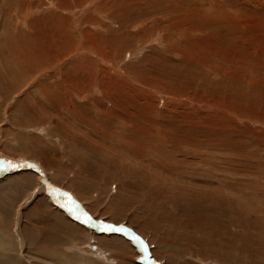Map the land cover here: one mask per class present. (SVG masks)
Masks as SVG:
<instances>
[{"label": "rangeland", "instance_id": "rangeland-1", "mask_svg": "<svg viewBox=\"0 0 264 264\" xmlns=\"http://www.w3.org/2000/svg\"><path fill=\"white\" fill-rule=\"evenodd\" d=\"M253 5L259 17L242 16ZM263 7L0 0V154L36 160L90 216L131 227L158 264H264ZM224 11L231 26L217 22ZM45 38L51 56L39 65L33 50ZM134 125L143 135L163 132L169 143L157 145L183 160L179 176L162 170L159 152L139 148ZM25 171L0 177V264H140L136 248L106 246L119 233L77 225L68 234L40 175L27 170L39 178L19 184ZM15 178L20 187L7 181ZM177 190L183 199L170 198ZM129 197L137 205H115Z\"/></svg>", "mask_w": 264, "mask_h": 264}, {"label": "bare ground", "instance_id": "bare-ground-1", "mask_svg": "<svg viewBox=\"0 0 264 264\" xmlns=\"http://www.w3.org/2000/svg\"><path fill=\"white\" fill-rule=\"evenodd\" d=\"M253 7V9H251V10H243V9H241V12L243 13L242 14V16L244 15V14H248L249 16L251 15V16H253L254 18L256 17V19H257V17H259V11H255V7H254V5L252 6ZM231 10H229V12H230ZM233 12V11H232ZM231 12V13H232ZM238 12V11H237ZM261 13H264V7L262 8V10H261ZM241 14V13H240ZM224 15H225V19H220L219 21H217L218 22V24H220V25H222L223 27H225L224 25H225V23L227 24L228 23V25H230L229 24V19L231 18V17H229V15H230V13H228V11H224ZM248 17V16H247ZM253 17H251V18H253ZM233 18V17H232ZM231 18V19H232ZM239 18V17H238ZM244 18V17H243ZM234 19H235V17H234ZM259 19V18H258ZM217 20V19H216ZM216 20H215V22H216ZM225 21V22H224ZM234 21V20H233ZM254 21V20H253ZM217 22L216 23H214L213 24V26H215V25H218L217 24ZM230 22H232V21H230ZM260 22V21H259ZM259 25V24H258ZM219 26V25H218ZM231 26V25H230ZM216 27V26H215ZM221 27V26H220ZM220 27H219V29H220ZM231 29V28H230ZM220 33V32H219ZM223 33V32H222ZM222 36V35H221ZM229 36V35H228ZM227 36V37H228ZM224 37V36H223ZM259 37V36H258ZM238 39V38H237ZM41 41H46V38H45V40H42V39H39V41H38V43L35 45L37 48L36 49H34L33 50V53H34V59H35V57H37V56H39L40 58L39 59H37V63L39 64V65H45V64H47V62H48V60H49V57L51 56L50 55V52L51 51H49V50H46L47 48L46 47H44V46H42L40 43H41ZM113 41V40H112ZM114 43V42H113ZM127 44V43H126ZM236 44V43H235ZM27 45V44H26ZM28 46V45H27ZM27 48H29V47H27ZM36 60V59H35ZM107 61V60H106ZM182 62V64L183 65H187V63H189V64H191V63H193L194 62V60L190 57L189 59H187V58H183V60L181 61ZM82 91H83V89H82ZM84 94V93H83ZM108 115H109V113H107ZM112 117H113V114H112ZM113 119V118H112ZM118 119V118H117ZM108 121V120H107ZM117 121V120H116ZM255 121V120H254ZM105 124V123H104ZM123 124H125V123H123ZM106 125H107V123H106ZM108 126V125H107ZM132 127V129H133V131H134V133H135V136L134 137H136L139 141H140V146H139V148H143V149H145V148H147V150H149V148H151V149H153L154 150V152H159V154H161V160L164 162L163 163V167L165 166V168H162V170H164V171H166V170H171V169H173L174 170V174H176V175H180V173H181V169H183L184 170V166L182 167V165H181V162H183V160H178L177 158H175L174 156H173V154H170V153H168V152H164L160 147H158V145H157V143H158V140L157 139H162V141L163 142H165L166 141V143H169V141H167L166 140V137H164V134L162 135L161 133H163L162 131H160V130H157V131H152V132H147V133H145L144 135L142 134V129L141 128H139V127H137V126H131ZM44 129V128H43ZM185 129V128H184ZM129 130V129H128ZM141 130V131H140ZM177 130L176 129H173L172 130V132H176ZM130 132V131H129ZM183 132L184 133H189L190 131H189V129H185V130H183ZM144 133V132H143ZM1 137V136H0ZM22 138V137H21ZM24 139V138H23ZM30 140V139H29ZM32 140V139H31ZM30 140V141H31ZM126 140V142L127 143H129V144H133V140L131 139H129V140H127V139H125ZM29 142V141H28ZM216 143V142H215ZM62 144V143H61ZM138 145V144H137ZM197 145H198V143H197ZM163 146H165V145H163ZM199 146L200 147H204L203 148V152H207L209 149H210V147H209V149L207 150V145H200L199 144ZM193 147V149L196 147V146H192ZM56 150V149H55ZM195 151H197L196 149H194ZM220 150V149H219ZM43 152V149H40V150H37V151H35L34 152V154L36 153L37 155H39L40 156V154H38L37 152ZM199 151H201L202 152V149L201 150H199ZM211 151V150H210ZM175 152L176 153H180V148L179 147H177L176 149H175ZM209 152V151H208ZM210 153V152H209ZM33 153H30V154H28L29 156H33V157H37V155H34ZM156 154V153H155ZM24 156H20V157H18V156H14V158H23ZM154 157H155V155H154ZM157 157V156H156ZM215 157H217V156H215ZM235 157V156H234ZM13 158V159H14ZM232 158V157H231ZM23 159H26V158H23ZM28 160H31V161H36V160H34V159H31V158H27ZM233 159V158H232ZM160 160V159H159ZM234 160V159H233ZM233 160H231L232 162H236L235 160L233 161ZM194 161V160H193ZM193 161H187V162H189L188 163V165H191L192 163H193ZM37 162V161H36ZM239 162V161H238ZM194 163H195V161H194ZM237 163V162H236ZM39 164V163H38ZM196 164V163H195ZM194 164V165H195ZM235 164V163H234ZM239 164V163H238ZM40 165V164H39ZM215 165V164H214ZM213 166V165H212ZM41 167V166H40ZM160 167V166H159ZM162 167V166H161ZM195 167V166H194ZM177 168V169H176ZM181 168V169H180ZM197 168H200V167H197ZM210 168V167H209ZM208 168V169H209ZM6 169H10V173H14V172H16V171H19V170H24V169H26V171L25 172H22V174H20L19 176H17L16 178H19V184H21V181L24 183H22L21 185H24V186H32V182L33 181H35L36 182V179L37 178H39L38 176H35L34 175V173H32L33 171H27V170H30L31 168H27L26 166H20V165H17V166H11V165H8L7 167H5V168H1L0 169V177L1 176H3V175H8L9 173H5V174H3V171L4 170H6ZM41 169H42V167H41ZM196 169V168H195ZM207 168H206V170L207 171H210V170H208ZM43 170V169H42ZM34 171H36V170H34ZM185 171H189L188 170V168L185 166ZM233 171V170H232ZM167 172V171H166ZM195 172H197V171H195ZM37 173V175H40L38 172H36ZM191 173H192V171H191ZM191 173H189V174H191ZM197 173H199V172H197ZM169 174H171V173H169ZM188 174V175H189ZM214 174V173H213ZM46 175V174H45ZM142 175H144V174H142ZM192 175V174H191ZM201 175V174H200ZM203 175V174H202ZM230 175V174H229ZM194 176H195V174H194ZM203 176H205L204 178H206V177H208L209 176V174L208 173H206L205 175H203ZM231 176V175H230ZM192 177V176H191ZM198 177H200V176H198ZM211 177H213L212 176V174H211ZM234 176H232V178H233ZM16 178L13 180H7L8 182H11L10 183V186H12L13 187V185H15L16 184V186L18 185L19 186V184H17L18 182H17V180H16ZM49 178V177H48ZM143 177L141 176V178H139V179H142ZM145 178V177H144ZM143 178V179H144ZM209 178V177H208ZM231 178V177H230ZM236 178V177H235ZM234 178V179H235ZM211 179V178H210ZM208 180V179H207ZM41 183H43V182H41ZM141 183L143 184V185H147V183H146V180L143 182L142 180H141ZM141 183H139V184H141ZM135 186V185H134ZM137 186V185H136ZM142 186V185H141ZM20 187V186H19ZM22 187V186H21ZM145 187V186H144ZM153 188L154 189H156L158 192H160L161 191V189L160 188H162V185L160 184V183H158V184H155L154 186H153ZM256 188V187H255ZM36 189H38V188H36ZM35 189V190H36ZM41 189H43V190H46V187H45V184L43 183L42 184V186H41ZM21 190V189H20ZM34 190V191H35ZM146 190H147V188H146ZM178 191V190H177ZM157 192V193H158ZM204 192V191H203ZM155 193H156V191H155ZM218 193H220V192H218ZM35 194H37V193H35ZM116 194V193H115ZM150 194V193H149ZM152 194V193H151ZM174 194V193H173ZM172 194V195H173ZM127 195V194H126ZM126 195H124V196H126ZM128 195H131V194H128ZM154 195H156V194H154ZM171 195V196H172ZM146 197H149V195L148 194H146L145 195ZM151 196L152 195H150V199H151ZM169 196V195H168ZM175 196H177L178 198L177 199H183V196H182V194H181V192L180 191H178L177 192V195H174L173 197H170L171 199H176L175 198ZM117 197V196H116ZM122 197V196H121ZM134 197V196H133ZM137 197V196H136ZM135 197V198H136ZM154 197H158V196H154ZM153 197V198H154ZM160 197V196H159ZM126 198V197H125ZM162 198H164V196L162 195ZM140 199L141 200H145V198H144V195L142 194L141 195V197H140ZM158 199V198H157ZM156 199V200H157ZM118 200H121V201H118ZM116 202V204L115 205H118V204H121V205H124V206H128V205H130L131 204V202H132V204L133 205H137V204H134L133 203V198L131 197H129V201H127V202H124L125 200H123L122 198H119ZM136 200H137V198H136ZM135 200V202H137ZM154 200H155V198H154ZM196 200H201V199H196ZM202 201V200H201ZM205 201V204L207 203V204H211V203H216V201H218V199H216L215 197H212V198H206L205 200H203L202 202H204ZM222 201V200H221ZM220 201V202H221ZM42 202H45V201H41V203ZM54 202V201H53ZM38 203V202H37ZM55 203V202H54ZM113 203V202H112ZM142 203H143V201H142ZM157 204V203H156ZM232 204V203H231ZM35 206H36V208H38V209H41V205H45V208H44V210H46L49 206L48 205H46V204H34ZM141 205V204H140ZM139 205V206H140ZM144 205H145V203H144ZM139 206H137L136 208H138ZM60 207V206H59ZM144 207V206H143ZM146 208V205H145V207H144V209ZM60 209H61V207H60ZM48 211V213L50 212V210H47ZM63 214L62 213H59V212H56V213H58V215H60V217L62 218H64L65 219V221H66V223H64V220H63V223H64V226L66 227V229H65V231L68 233V234H72V231H71V229H76L77 228V225L80 227V226H83V225H85L84 223H82V222H79V221H77V220H75V219H73L71 216H69L68 214H67V212L63 209ZM65 213V214H64ZM49 215V214H48ZM52 215H54L53 213H52ZM65 215V216H64ZM263 215V214H262ZM50 216V215H49ZM55 218H56V216H54ZM60 217H59V219H60ZM57 219V218H56ZM70 219H72V220H70ZM75 221V222H74ZM105 222H107V221H105ZM86 226V225H85ZM88 227V226H87ZM90 228V227H89ZM91 229H93V228H91ZM95 230V229H94ZM104 232V231H103ZM106 233V232H105ZM107 233H110V232H107ZM114 233H118V232H114ZM119 234H121V233H119ZM138 235V234H137ZM100 238L101 237H104V236H99ZM99 237H96V236H94L93 235V238L94 239H99ZM107 237H109L108 239H107V242H106V246H112V247H114V249L113 250H115V251H119L120 249H124V250H126V249H128V250H134V248H136V250H137V256H139V251H138V249H137V247L135 246V244L129 239V238H127L124 234H121V236H119V235H117V237H119V238H117L116 237V235H114L113 237L111 236V235H109V236H107ZM126 238V239H125ZM129 241L131 242V244L133 245V247L132 246H130V243H129ZM104 244V243H103ZM105 245V244H104ZM92 247L94 248V249H96L97 247H96V244L94 245H92ZM109 249H111V248H109ZM145 249H146V243H145ZM217 250V249H216ZM146 251V250H145ZM217 252V251H216ZM259 252V251H258ZM136 254V253H135ZM138 259V258H137ZM138 261H140V260H138ZM140 264H144L142 261H140Z\"/></svg>", "mask_w": 264, "mask_h": 264}, {"label": "water", "instance_id": "water-1", "mask_svg": "<svg viewBox=\"0 0 264 264\" xmlns=\"http://www.w3.org/2000/svg\"><path fill=\"white\" fill-rule=\"evenodd\" d=\"M8 165H20L21 167L24 165L27 168L36 170V172L40 174L41 182L45 184L46 190L50 194L55 204L64 209L69 216L79 222L84 223L86 226L95 229L98 232H118L124 234L137 247L139 251L138 259L140 261H142L144 264H158L157 261L152 256H150L148 252L145 251V240L137 235V233L133 231L131 227H128L123 223L115 224L112 222H105V220H100L98 218L90 216L85 208L80 204V202H78L73 194L70 193V191L53 184L46 178L38 162L23 158L13 159L11 157H6L5 155L0 154V169L5 168ZM9 171L10 169H6L3 171V174L10 173ZM85 221H87V223H85Z\"/></svg>", "mask_w": 264, "mask_h": 264}, {"label": "snow or ice", "instance_id": "snow-or-ice-1", "mask_svg": "<svg viewBox=\"0 0 264 264\" xmlns=\"http://www.w3.org/2000/svg\"><path fill=\"white\" fill-rule=\"evenodd\" d=\"M85 223H87V221H85ZM118 230V229H117ZM134 242H138V241H134Z\"/></svg>", "mask_w": 264, "mask_h": 264}]
</instances>
